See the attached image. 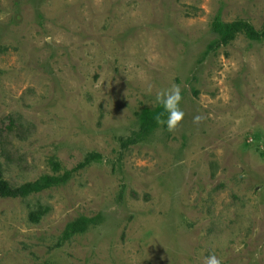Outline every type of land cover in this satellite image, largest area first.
I'll use <instances>...</instances> for the list:
<instances>
[{
	"label": "rangeland",
	"instance_id": "374dc122",
	"mask_svg": "<svg viewBox=\"0 0 264 264\" xmlns=\"http://www.w3.org/2000/svg\"><path fill=\"white\" fill-rule=\"evenodd\" d=\"M218 15L263 30L264 0H0L6 178L84 164L0 197V264H264V39L220 44ZM173 85L181 124L134 142Z\"/></svg>",
	"mask_w": 264,
	"mask_h": 264
},
{
	"label": "trees",
	"instance_id": "16d2710c",
	"mask_svg": "<svg viewBox=\"0 0 264 264\" xmlns=\"http://www.w3.org/2000/svg\"><path fill=\"white\" fill-rule=\"evenodd\" d=\"M213 30L218 35L220 44H229L235 40L239 34H244L252 40L264 39V29L258 30L252 24L244 20H236L227 22L218 15L213 22ZM163 114L166 119L167 113L164 112L162 106L157 105L154 108H145L139 114L140 132L134 142L149 138L161 125L157 123V117ZM93 155H91L92 157ZM96 157V155H94ZM97 158V157H96ZM89 159L87 160L88 163ZM56 171L60 170V162L53 161ZM84 164H81L71 170H67L62 176L46 174L35 181L27 182L21 185L12 184L5 176L3 163L0 161V197L4 198H28L32 195L39 194L43 191L59 186L68 182L75 172H77ZM44 215V210H35L31 213L33 221H39ZM101 218L82 216L68 224L64 238L71 239L74 235L84 233L91 225L98 224Z\"/></svg>",
	"mask_w": 264,
	"mask_h": 264
},
{
	"label": "clouds",
	"instance_id": "9594fccd",
	"mask_svg": "<svg viewBox=\"0 0 264 264\" xmlns=\"http://www.w3.org/2000/svg\"><path fill=\"white\" fill-rule=\"evenodd\" d=\"M155 100L167 113L166 119L163 118V114L158 116L157 123L161 126H166L168 131H174L185 117V112L180 107L183 101L182 89L178 85L162 89L156 93ZM201 119L202 117L198 115L194 117V122L199 123ZM205 264H223V260L213 253L205 258Z\"/></svg>",
	"mask_w": 264,
	"mask_h": 264
}]
</instances>
